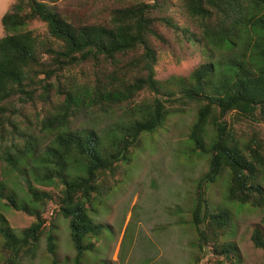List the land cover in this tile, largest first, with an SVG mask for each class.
<instances>
[{"label": "trees", "instance_id": "obj_1", "mask_svg": "<svg viewBox=\"0 0 264 264\" xmlns=\"http://www.w3.org/2000/svg\"><path fill=\"white\" fill-rule=\"evenodd\" d=\"M33 23L45 33L28 30ZM0 25V201L33 219L17 236L0 217L4 264L34 260L42 239L56 256L55 224L41 212L49 203L68 220L74 263L82 264L102 234L90 218L94 204L119 185L141 134L191 104L198 106L188 140L208 156L191 212L197 254L206 253L208 264L240 263L226 240L231 212L209 208L205 195L223 179L228 201L264 210V137L255 128L264 123V0H16ZM172 35L182 52L205 62L158 81ZM144 92L151 99L135 102ZM122 106V118L102 132L71 127ZM45 134L52 139L40 152ZM250 240L264 251L261 226Z\"/></svg>", "mask_w": 264, "mask_h": 264}, {"label": "rangeland", "instance_id": "obj_2", "mask_svg": "<svg viewBox=\"0 0 264 264\" xmlns=\"http://www.w3.org/2000/svg\"><path fill=\"white\" fill-rule=\"evenodd\" d=\"M16 0H0V19L11 10ZM85 0H60L61 5H76ZM179 24L185 21L176 14ZM35 34L45 33V27L38 23L29 25ZM3 36L0 25V37ZM170 36L169 46L159 56L156 79L164 81L171 76H187L198 65L205 62L199 53L182 52L179 43ZM142 93L135 101L150 100ZM196 104H191L185 114L170 116L164 127L153 134L143 133L140 144L131 154V162L121 165L124 175L119 185L107 196L94 204L90 218L102 226V234L93 239L95 250L85 255L82 264H208L209 256L197 254V236L191 224L194 193L199 178L208 170V156L192 150L188 133L195 123ZM125 106L110 113L96 114L94 119L84 121L77 118L71 127L93 126L102 132L122 118ZM264 137V123L255 127ZM52 135H43L40 152L50 144ZM16 180L13 176L12 180ZM22 190L20 183L18 184ZM40 190H53L41 187ZM58 191L54 189V192ZM19 197L24 194L15 189ZM209 208L222 207L232 214L233 235L227 241L236 244L240 263L262 264L264 251L255 249L251 232L255 227L264 229V210L230 202L226 198V181L217 180L206 188ZM57 207L49 203L41 209L46 224H55L57 236L56 256L45 252L42 239L37 256L32 261L22 260V264H75V249L70 239L68 220L57 212ZM0 217H4L17 236L27 228L33 219L16 212L0 201ZM208 253V252H207ZM199 257V263L195 257ZM0 250V264H4Z\"/></svg>", "mask_w": 264, "mask_h": 264}]
</instances>
